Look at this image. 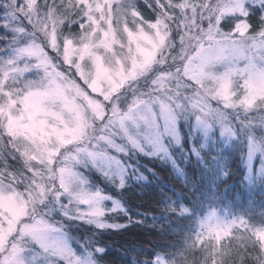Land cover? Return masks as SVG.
Returning a JSON list of instances; mask_svg holds the SVG:
<instances>
[{"label": "snow or ice", "instance_id": "6c2138e0", "mask_svg": "<svg viewBox=\"0 0 264 264\" xmlns=\"http://www.w3.org/2000/svg\"><path fill=\"white\" fill-rule=\"evenodd\" d=\"M112 251L264 264V0H0V264Z\"/></svg>", "mask_w": 264, "mask_h": 264}, {"label": "trees", "instance_id": "16d2710c", "mask_svg": "<svg viewBox=\"0 0 264 264\" xmlns=\"http://www.w3.org/2000/svg\"><path fill=\"white\" fill-rule=\"evenodd\" d=\"M235 179L238 180L239 176H237ZM235 187H239V185H236ZM241 203L246 204V201L242 200ZM106 260H107V264H123L125 258L122 257L119 252L112 251L110 252L109 256L106 258Z\"/></svg>", "mask_w": 264, "mask_h": 264}]
</instances>
